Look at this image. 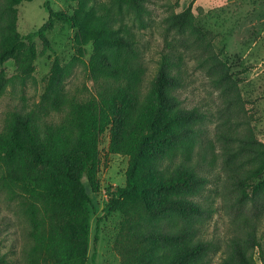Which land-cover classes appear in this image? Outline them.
Wrapping results in <instances>:
<instances>
[{
	"label": "trees",
	"instance_id": "obj_1",
	"mask_svg": "<svg viewBox=\"0 0 264 264\" xmlns=\"http://www.w3.org/2000/svg\"><path fill=\"white\" fill-rule=\"evenodd\" d=\"M22 1L27 0H0V65L24 47L16 26V5ZM148 1L113 3L141 21L150 12ZM48 11L37 29L45 50L51 48L47 32L56 21L94 43L87 63L92 88L86 95L67 90L72 65L54 60L40 100L5 115L0 187L32 225L24 264H85L87 205L99 188V144L107 129L109 151L128 156L125 184L108 192L106 204L108 212L121 215L114 242L120 264H264L257 212L264 203V142L243 118L244 100L230 66L213 48L215 34L195 23L191 6L163 18L168 32L193 45L199 67L218 93L214 112L182 97L183 52H162L146 81L132 32L115 26L107 11L96 13L93 22ZM35 57L34 48L26 46L12 77L28 76ZM215 116L221 168L203 149ZM237 125L240 131H234ZM222 175L231 206L252 207L250 216L231 219L233 228L225 236L208 232L215 208L203 197ZM0 264H12L1 250Z\"/></svg>",
	"mask_w": 264,
	"mask_h": 264
},
{
	"label": "rangeland",
	"instance_id": "obj_2",
	"mask_svg": "<svg viewBox=\"0 0 264 264\" xmlns=\"http://www.w3.org/2000/svg\"><path fill=\"white\" fill-rule=\"evenodd\" d=\"M147 5L150 12L139 21L127 8L116 7L113 0H27L17 4L16 26L23 37L24 47L0 65V130L8 111L29 109L40 100L54 60L61 65H72L65 80L67 90L86 95L92 88L87 68L94 51L92 41L61 21H56L47 32L50 49L45 50L38 38L37 29L47 19L48 7L77 15L89 22L96 19V13L107 11L115 26L120 24L132 32L145 67L146 81L154 74L162 52H183L186 73L182 97L190 105L199 104L215 112L219 104L218 93L199 67L193 45L185 37L168 32L163 22L168 12H179L191 6L195 23L215 34L213 48L227 62L237 79L247 112L243 118L250 119L257 138L264 142V0H149ZM26 46H32L36 54L33 70L26 77L13 78L17 74V56L24 55ZM207 126L208 140L203 149L207 159L212 160L216 168H221L220 145L216 138V127L219 126L217 116ZM233 129L240 131L241 125ZM109 142L107 129L99 144V188L96 193H90V203L87 205L90 220L85 264H120L114 242L121 215L119 212H108L106 204L108 192L125 184L128 156L110 152ZM251 191L248 189V192ZM231 195L223 175L221 180L214 181L204 190L203 197L215 208L208 222L209 233L228 235L233 228L231 219L250 216L252 207L237 211L231 206ZM257 212L261 217L260 231L264 237V203ZM31 227L16 202L9 200L5 190L0 187V250L12 264H24V250L32 242ZM214 255L216 260L218 252Z\"/></svg>",
	"mask_w": 264,
	"mask_h": 264
}]
</instances>
